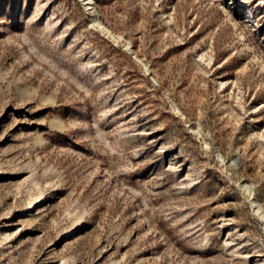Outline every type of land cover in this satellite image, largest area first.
Here are the masks:
<instances>
[{"label":"rangeland","instance_id":"rangeland-1","mask_svg":"<svg viewBox=\"0 0 264 264\" xmlns=\"http://www.w3.org/2000/svg\"><path fill=\"white\" fill-rule=\"evenodd\" d=\"M0 264H264V0H0Z\"/></svg>","mask_w":264,"mask_h":264}]
</instances>
